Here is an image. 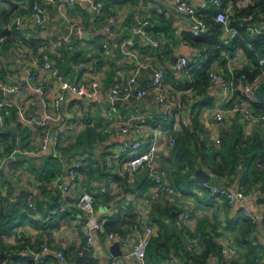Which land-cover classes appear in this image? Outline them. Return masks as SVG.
Returning <instances> with one entry per match:
<instances>
[{"label": "crops", "instance_id": "obj_1", "mask_svg": "<svg viewBox=\"0 0 264 264\" xmlns=\"http://www.w3.org/2000/svg\"><path fill=\"white\" fill-rule=\"evenodd\" d=\"M32 2L33 0H0V6L11 9V13L7 15V22L4 23L8 35L0 50V80L10 79L20 88L17 93L9 94V102L27 99L30 110L37 116L43 117L47 112L59 114L69 130L61 137V155L50 148L39 151L44 129L24 124L17 116L12 118V108L7 107L4 111L3 128L4 133L9 134V140H2L0 136V191L5 195L10 191L14 200H22L21 197H25L28 207L34 211L29 216H21L20 211L23 210L21 208L13 224L17 225L13 232L11 234L0 233L2 247L13 255L12 262L5 261L4 264H82V257H85L88 250L98 264H115L116 259H121V264H140L138 259L131 254L137 240L133 225L135 223L151 224L155 228L152 238L155 239L163 233L162 240H166L167 226H161L154 217L163 215L167 210H173L174 218L171 221L167 220L168 226L174 227L181 237L183 246L191 248V241L202 233L211 236L221 249L227 243L234 246L235 253L229 255L222 250L224 258L214 254L210 257V264H223V260L226 259L235 260L238 264H264V243H262L264 176L262 182L252 187L254 195L246 202L251 210L259 213L258 222L248 221L241 203L230 205L225 199H216L205 187V183L195 176V173L193 179L188 180L184 185L186 192L175 184V173L179 162L173 154L175 146L169 147L168 140L174 126L178 132L183 129L182 118L195 117L199 128L204 132L200 140L205 142V147H198L196 143L191 142L190 150L195 157L200 159L196 169L201 166L210 174L214 173L211 167L223 161L222 153H219L220 149L223 150L221 146L223 138L232 143L238 135L243 140L259 137L264 146V126L249 123L240 113L230 116L221 123L213 121L214 106L225 96V91L219 82L210 83L201 93L195 87V77L191 72L193 66L184 71L175 69L174 59L180 54L193 53L195 49L183 39V33L188 30L185 21L172 11L175 0H139L133 4L117 3L110 8L105 6L104 14L100 18L84 2H78L73 8H68L67 14L70 18L85 27V39L76 43L73 52L53 48V60L64 77L85 83L99 79L101 88L96 96L90 99L68 93L59 108L54 106L55 94L59 92L61 86L58 77L41 68L40 78L45 84V90L42 93L36 91L26 80L24 70L26 56L33 55L40 43L49 40L45 30L36 28L31 17ZM189 2L194 4L199 15L206 19L213 17L214 12L218 10L212 0H189ZM254 2L255 0H221V9L225 10L229 17H233ZM47 7L51 17L50 27L55 37L60 38L68 30V21L58 14L53 3L48 4ZM137 11H140L142 19L154 22L156 29H152L153 37L165 36L168 39L162 47L154 48L147 44L142 35H135V48L140 58L166 69L164 81L166 92L172 102L181 104V108L169 120L163 118L162 106L152 93L141 100L136 98V104L132 101H123L118 104L119 114L114 119L109 118L107 113L108 90L116 84L121 86L132 73L134 61L120 51L119 43L124 37L130 35V27L136 22ZM109 14H117L121 19V27L114 33H109L104 28L106 17ZM18 15L26 16L23 33L18 31L14 24ZM261 27L264 32V21ZM235 32L236 29L230 33L226 32L224 37H232ZM19 39L22 43L18 42ZM105 42L112 47L111 54H106L103 46ZM234 53L240 56L239 68L250 70L254 68L253 60L244 53L242 48H236L231 52L222 50L221 57L214 61L212 69L225 70L226 55ZM93 59H98L94 66L91 65ZM80 61H85L86 64L81 66L78 64ZM193 61L192 58L190 63ZM6 72H9L10 76ZM151 80L152 72L146 70L138 78V87L149 86ZM247 87L243 79L236 78L233 99L248 94L250 91ZM207 98L210 103L205 101ZM198 103L202 106L199 107ZM139 113H145L151 120L150 124L140 134H123L120 126L124 119ZM6 116L10 117L9 122ZM171 120L172 123H168ZM57 126L58 123L51 121L48 123L50 131ZM13 137L16 141L8 150V143ZM130 138L138 139L142 150L146 149L155 138L157 139L156 173L163 177L167 185L177 190L176 194L165 193L150 204L145 202V195L155 188L156 179L154 171L152 172L149 168L130 172L127 164L130 154L119 153L124 143ZM105 152H109L106 157ZM204 154L206 159H203ZM111 155L114 157L116 168L111 169L107 165L108 170L103 165V161L105 159L107 161ZM78 156L86 161L87 166L80 177L73 179L69 177L68 172L73 160ZM188 170L189 167L186 166L182 169V173L186 174ZM259 170L264 172V158L261 162L253 161L248 172L244 168L235 176L231 174V176L211 177L210 181L214 180L220 185L231 188L240 187L247 191L248 185H240L242 175L245 172L252 180ZM60 176L63 180L72 182L74 196L66 195L50 187L51 182ZM85 191L95 195L96 214L101 218L109 212L113 204H117L116 212L109 214L108 218L117 214V228L123 231V233L116 231L120 238L110 241L104 232H95L94 241L88 243L83 237L80 229L85 215L77 209L76 200ZM107 195L111 197L108 202L106 201ZM53 196L56 200L50 201ZM41 201L43 202L42 208ZM30 202L34 203V207H30ZM54 202L59 204V207H53ZM185 211L191 214L189 223L183 228L176 227V217ZM54 222H58L59 226L45 227L46 223L51 225ZM25 237L32 243V250L36 252H40L35 249L37 245L40 244L38 247L41 250L44 243L49 245L50 250L48 254H45L42 262L33 260V263H29L27 252L19 246V239ZM255 240L261 243L262 262L255 260L257 258L253 245ZM116 241L119 242L120 249L123 251L120 256L111 254V247ZM62 245L65 246L67 254L66 261H61L57 256L56 251ZM179 252L182 253L181 250Z\"/></svg>", "mask_w": 264, "mask_h": 264}, {"label": "built area", "instance_id": "obj_2", "mask_svg": "<svg viewBox=\"0 0 264 264\" xmlns=\"http://www.w3.org/2000/svg\"><path fill=\"white\" fill-rule=\"evenodd\" d=\"M78 2L87 3L97 17L100 18L103 16L105 10V3L103 0H33L31 17L34 20L36 28L45 30L49 40L48 42L45 41L40 43L33 55L26 56V62L24 65L26 80L36 91L42 93L45 90V84L40 78V69L43 68L48 70L52 75L58 77L61 81V86L59 92L55 94L54 98V106L56 108L61 106L68 93L90 99L95 97L101 88V81L99 79H94L90 83H85L77 82L64 77L60 74V71L52 57L53 48L57 50L73 52L76 47V43L85 39V27L81 23L72 20L67 14L68 8H73ZM212 2L218 8L214 15L215 21L223 26L225 32H232L235 28L231 27V19L229 18L227 12L221 9V0H212ZM51 3L56 6L58 14L66 18L69 24L67 32L60 38L55 37L54 32L50 27L51 17L49 15L47 6ZM172 11L177 13L185 21L187 30L192 32L194 35L198 36L208 31V20L199 15L197 7L189 2V0H175V4L172 6ZM135 18L136 22L130 27V35L124 37L119 43L120 51L124 55L130 56V58L134 61V66L132 73L126 82H124L121 86L116 84L108 90V116L112 119L118 116V100L120 98H128L131 95L132 89L137 83L138 78L146 70H150L152 72V80L149 86L138 87L135 96L137 99L141 100L152 93L156 101L162 106L163 118L165 120L172 119L176 112L181 108V104L172 102L166 92L164 86L166 69L161 65L157 66L142 60L135 48V35L137 34L142 35L147 41V44L153 46L154 48L162 47L167 38L165 36H160L157 38L153 37L152 29L154 28V22L149 19H142L140 11L136 12ZM25 19V15H18L14 20L16 29L22 33L26 26ZM238 20L242 23H246L247 29L252 34L263 32L261 23L264 21V11L255 10L248 12L239 17ZM120 27L121 19L117 16V14H109L106 17L104 28L107 32L114 33L120 29ZM5 39L6 37L4 36L0 37V50ZM18 42L22 43V40L19 39ZM103 46L106 54H111L113 49L109 43L105 42ZM204 56L205 54L203 50L195 48L193 53L180 54L174 62V67L178 71H184L192 58L200 59ZM226 58L225 70L219 71L216 69H211L209 73L210 83L213 84L219 82L225 91L224 99L214 106V110L212 112L213 121L215 123H221L230 116L240 113L249 121V123L264 126V112L256 111L251 103V99H254L256 96L257 89L264 82V57L259 59L260 73L251 83H246L248 86L247 89L250 92L245 96L236 99H233V87L236 79L235 70L239 68L238 63L240 61V56L239 54L234 53L232 55L227 54ZM97 62L98 59H93L91 61V65L94 66ZM78 64L83 66L86 63L85 61H80ZM6 74L10 76L9 72H6ZM242 79H245V75L242 76ZM19 90V86L15 83H12L10 79L0 80V92L2 94L0 96V132H5L3 128L5 120L4 107L13 106L16 109V115L20 122L33 125L34 127H42L44 129L41 135V146L39 151H44L50 148L57 154L61 155V137L64 136L69 130L66 122L62 121V118L59 114L55 115L50 112H47L43 117L37 116L33 111L30 110L29 101L27 99H19L15 102H9V94L17 93ZM49 121L52 123H58V126L53 131H50L48 127ZM150 121L151 120L145 113L133 114L124 119L120 126V131L123 134L129 135L140 134L150 124ZM182 124L187 127L192 126V121L190 118L185 117L182 118ZM176 132L177 128L174 126L171 130L168 140L169 147L171 148L176 144ZM196 133L200 137L204 136V132L200 128L196 129ZM157 151L158 141L156 138L144 150L141 149V142L138 139L130 138L124 143L121 150H119V153L122 152L130 154L127 164L131 173L141 171L146 168H149L152 172L154 171L156 186L149 193H147V195H145L144 199L148 204L159 199L165 193H177V190L174 187L167 185L163 180V177L159 173H156ZM115 155H117V153ZM113 158L114 157L111 155L107 160V165L111 169L116 168ZM86 166L87 163L82 157H76L69 168V177L77 179L81 176L83 170L86 169ZM211 177L217 178L219 175L216 173H211ZM72 185L73 184L70 180H63L62 176H60L51 182L50 187L52 189L59 190L66 195L74 196ZM205 186L218 200L221 198L225 199L230 205H235L237 202L241 203L245 216H247L253 222L259 221V213L251 210L246 204L247 200L253 197V191H246L240 187L231 188L226 185H220L217 182H214V180L208 181L205 183ZM29 205L30 207H34L33 202H30ZM96 206V197L89 191L83 192L76 200L77 209L85 215V220L82 223L80 229L83 237L86 238L88 243H92L94 241L95 232H104L110 241L120 238V235L116 231H107L105 228V223L108 221V215L112 214V212H116L117 204H113L112 208L109 209V212L102 218L97 216ZM190 218V212H181L175 219V225L179 228H183L189 223ZM133 229L137 235V240L133 246L131 254L136 259H138L140 264H148L147 248L152 236L154 235L155 228L151 224L135 223L133 225ZM200 239V235L196 236L191 241V247H198L200 245ZM262 243H264V235L262 237ZM253 245L255 246L257 252L256 260L258 262H262L261 243L255 240L253 241ZM49 250L50 247L46 243L42 245V250L40 252L32 250L30 246H26L25 248L27 254L32 255L33 260L41 262L44 260V255L49 252ZM222 250L225 254L229 255L235 253V248L231 243L225 244L222 247ZM56 252L58 258L61 261H66L67 254L64 245H62ZM121 263V259L115 260V264Z\"/></svg>", "mask_w": 264, "mask_h": 264}, {"label": "trees", "instance_id": "obj_3", "mask_svg": "<svg viewBox=\"0 0 264 264\" xmlns=\"http://www.w3.org/2000/svg\"><path fill=\"white\" fill-rule=\"evenodd\" d=\"M105 6L110 8L114 4H133L139 0H103ZM33 6V2H32ZM255 10L264 11V0H255L254 4H250L248 7L242 9L233 17H229L231 19L230 25L231 27L236 29L235 34L232 37H224L226 33L223 29V26L216 22L213 17H209L207 20L209 22V29L206 33L201 35H194L190 31H185L183 33V39L189 45L199 48L204 51L205 56L200 59H194L193 62L189 63L185 69L192 68L191 72L195 77V87L203 93L207 86L210 84V76L209 73L212 69V65L217 58H220L222 55V50L226 51H234L236 48H242L244 53L250 57L255 63L253 69L248 68H237L235 70V76L238 79H242V76L245 75L244 81L246 83H251L257 75L260 73V63L259 59L264 57V32L252 34L247 29V24L242 23L238 20L239 17L243 16L248 12H252ZM217 10L214 12L216 13ZM11 13V9L4 8L0 6V37L4 36L7 38L8 31L4 28V23L7 22V15ZM215 15V14H214ZM262 20V19H261ZM156 26V24H155ZM156 28L154 27L153 30ZM7 39H5L6 42ZM225 62V61H224ZM205 101L210 103L209 98ZM251 103L253 107L260 112H264V82L257 89L256 96L254 99H251ZM198 106H202L201 103H198ZM12 108V118L16 115L15 107L5 106L6 108ZM6 120L9 122L10 117L6 116ZM192 126H185L182 124V130L180 132H176V144L173 149V154L175 158L179 162V166L177 172L175 173V184L181 188L183 192H186L184 185L187 184V181H191L194 177L195 169L197 167V163L200 160L199 157H195L194 154L190 150V144L196 143L198 147L204 148L205 142L200 140V136L196 133V129L199 128L197 120L195 117L191 118ZM167 123V121H165ZM174 122V121H173ZM168 123H172V120ZM2 140H9V134L0 133ZM16 139L12 138L11 142L8 143V150L11 149L10 146L14 145ZM221 146L223 150L220 149L219 153H222L223 161L221 164L213 165L211 170L218 174L219 176H233L237 175L241 169L246 168L247 172L250 166L253 164V161L257 160V162H261L264 158V146L262 140L257 138H248L243 140L239 135L234 138V141L228 142L223 138ZM109 154V152H105L104 155ZM224 154H227L226 156ZM105 159V158H104ZM203 159H206V155H203ZM106 164V165H105ZM103 165L107 168V161H103ZM186 166L189 167V170L186 174L182 173V169H185ZM109 170V168H107ZM228 171V172H227ZM264 176L263 171H257V175L253 176V179L250 180L247 176V173L244 172L242 175L241 186H247V191H252V187H256L258 182H262V178ZM20 199L12 198V194L9 191L6 195L1 193L0 191V233L11 234L13 232L14 221L17 220V212L20 211V215L29 216L33 213V209L28 207L27 199L25 197H21ZM53 199L56 200V197L53 196L50 201ZM111 199L110 196H106V201L108 202ZM48 202V201H47ZM43 206V202L41 201V208ZM53 207H59V204L55 203L52 205ZM16 208V209H14ZM46 215V214H45ZM248 221L252 222L247 216ZM157 222L161 224V226L166 225V240H162V235L155 239H151L148 248H147V261L149 264H210V257L214 254L223 257L222 249L219 245L209 236L207 233L199 234L200 245L198 249L189 248L187 246H183L180 235L176 232L174 227L168 226V221L173 220V210H167L163 213V215L154 217ZM168 220V221H167ZM59 223L54 222L53 224L46 223L45 227H58ZM176 226V225H175ZM177 227V226H176ZM105 228L107 231H119V233H123L121 229L117 228V214L111 215L108 218V221L105 223ZM1 236V235H0ZM24 237V236H23ZM0 264H4L6 262H12V253L5 251L4 247H2L1 237H0ZM40 245V244H39ZM35 248L36 250H40L41 248ZM90 245V244H89ZM19 246L22 248H26V246H30L33 248L32 243L25 237L19 239ZM91 246V245H90ZM255 248V247H254ZM182 251L180 253L179 251ZM256 250V249H255ZM87 251V249H86ZM85 251V252H86ZM90 250L87 251L85 257H82V264H98L94 257H91ZM257 253V252H256ZM48 254V252H47ZM45 256V255H44ZM257 257V255H256ZM27 259L29 263H33L32 255H27ZM45 259V257H44ZM256 260V258H255ZM182 261V262H181ZM223 264H238L235 260L228 261L223 260ZM257 261V260H256ZM173 262V263H171ZM258 262V261H257Z\"/></svg>", "mask_w": 264, "mask_h": 264}, {"label": "water", "instance_id": "obj_4", "mask_svg": "<svg viewBox=\"0 0 264 264\" xmlns=\"http://www.w3.org/2000/svg\"><path fill=\"white\" fill-rule=\"evenodd\" d=\"M176 58L174 59L175 62ZM138 88V84L136 83L134 85V88L132 89V93L131 95L126 98V99H119L118 100V104H121L123 101L127 102V101H132L134 104H136V91ZM87 99V98H85ZM195 176L203 183H207L208 181H210L211 178V174L207 171H205L201 166H199L196 170H195ZM111 254L113 256H120L123 254V251L120 249V244L118 241L114 242L112 247H111Z\"/></svg>", "mask_w": 264, "mask_h": 264}, {"label": "rangeland", "instance_id": "obj_5", "mask_svg": "<svg viewBox=\"0 0 264 264\" xmlns=\"http://www.w3.org/2000/svg\"><path fill=\"white\" fill-rule=\"evenodd\" d=\"M2 95V94H1ZM255 109V108H254ZM256 110V109H255ZM257 111V110H256ZM258 112H260V111H258ZM206 187V186H205ZM207 188V187H206ZM210 192V191H209Z\"/></svg>", "mask_w": 264, "mask_h": 264}]
</instances>
